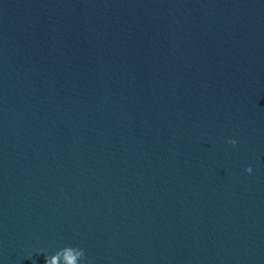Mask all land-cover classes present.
I'll list each match as a JSON object with an SVG mask.
<instances>
[{
  "label": "water",
  "instance_id": "1",
  "mask_svg": "<svg viewBox=\"0 0 264 264\" xmlns=\"http://www.w3.org/2000/svg\"><path fill=\"white\" fill-rule=\"evenodd\" d=\"M46 258L264 264V0H0V264Z\"/></svg>",
  "mask_w": 264,
  "mask_h": 264
},
{
  "label": "clouds",
  "instance_id": "2",
  "mask_svg": "<svg viewBox=\"0 0 264 264\" xmlns=\"http://www.w3.org/2000/svg\"><path fill=\"white\" fill-rule=\"evenodd\" d=\"M230 144H233L235 145L236 141L235 140H229L228 141ZM247 172L251 173L252 172V168L251 167H248L246 169ZM79 253H80V256L82 257V261L85 259V253H84V250L83 249H79ZM45 264H47V258L45 259Z\"/></svg>",
  "mask_w": 264,
  "mask_h": 264
}]
</instances>
